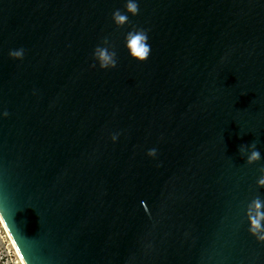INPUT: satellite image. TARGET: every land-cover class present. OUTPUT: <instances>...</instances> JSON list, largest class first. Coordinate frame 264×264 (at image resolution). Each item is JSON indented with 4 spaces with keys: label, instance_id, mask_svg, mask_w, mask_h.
<instances>
[{
    "label": "water",
    "instance_id": "95a60500",
    "mask_svg": "<svg viewBox=\"0 0 264 264\" xmlns=\"http://www.w3.org/2000/svg\"><path fill=\"white\" fill-rule=\"evenodd\" d=\"M137 2L0 0V214L27 264H264V0Z\"/></svg>",
    "mask_w": 264,
    "mask_h": 264
},
{
    "label": "clouds",
    "instance_id": "9594fccd",
    "mask_svg": "<svg viewBox=\"0 0 264 264\" xmlns=\"http://www.w3.org/2000/svg\"><path fill=\"white\" fill-rule=\"evenodd\" d=\"M129 14L136 16L139 14V4L137 0H126L124 11L116 9L112 13V20L117 27H123L129 23ZM148 32L144 29L132 28L125 35V47L128 49L130 56L136 61H146L151 54V45L149 44ZM25 50L23 48L14 49L9 51V56L13 59H23ZM93 59L96 63L92 64V67H96L97 64L101 69H114L117 67V53L112 49L107 37L102 40V45L95 47L93 51ZM3 116L7 117L8 112L4 111ZM118 139V134L112 136V140L115 142ZM249 150L246 163L248 165L254 164L261 159V154L256 147V143L252 142L250 145H241L240 153L243 155ZM147 155L155 157L157 155V149H149ZM261 175L257 180V187H264V167L259 169ZM246 217L249 223L248 231L258 241L264 242V200L259 196H256L247 204Z\"/></svg>",
    "mask_w": 264,
    "mask_h": 264
},
{
    "label": "rangeland",
    "instance_id": "374dc122",
    "mask_svg": "<svg viewBox=\"0 0 264 264\" xmlns=\"http://www.w3.org/2000/svg\"><path fill=\"white\" fill-rule=\"evenodd\" d=\"M0 264H26L24 258L0 215Z\"/></svg>",
    "mask_w": 264,
    "mask_h": 264
},
{
    "label": "bare ground",
    "instance_id": "6f19581e",
    "mask_svg": "<svg viewBox=\"0 0 264 264\" xmlns=\"http://www.w3.org/2000/svg\"><path fill=\"white\" fill-rule=\"evenodd\" d=\"M1 215V214H0ZM2 216V215H1ZM5 222V221H4ZM6 224V223H5ZM7 226V225H6ZM8 228V227H7ZM9 230V229H8ZM19 248V247H18ZM20 250V249H19ZM22 254V253H21ZM24 261H25V259H24ZM25 263H26V261H25ZM27 264V263H26Z\"/></svg>",
    "mask_w": 264,
    "mask_h": 264
}]
</instances>
